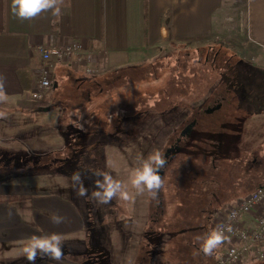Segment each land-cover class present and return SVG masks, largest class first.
<instances>
[{
    "label": "rangeland",
    "instance_id": "rangeland-1",
    "mask_svg": "<svg viewBox=\"0 0 264 264\" xmlns=\"http://www.w3.org/2000/svg\"><path fill=\"white\" fill-rule=\"evenodd\" d=\"M224 24V29H220L216 37L206 41L165 44L163 52L153 55L147 67L128 70L125 78L113 79L108 84V77L66 69V84L61 83L56 88L54 103L57 106L70 105V115L57 111L46 115L45 111H40L36 118L39 128L45 129V123H51L48 134L58 139L59 151L47 158L51 166H40L37 170L44 171L33 175L25 172L3 176L7 181L23 180L33 189L64 193L82 213L85 231L63 238V259L57 262L38 257L35 264H208L209 261H218L226 244L223 243L212 257L203 253L194 255V250L199 247L195 237L216 228L217 215L228 202L264 186V59L260 60L257 57L259 50L248 43L242 18L232 16ZM198 45H206L202 53H207L208 48L212 55L219 49L214 69H211V64H207L206 68L194 63V59H198L199 63L202 61L197 57V49L202 50ZM187 53L190 55L187 56ZM207 58L203 57V61ZM228 64L234 66V73L231 69L228 71L230 75L223 71ZM172 67H175L174 70ZM60 73L56 70V77L61 82ZM214 77L219 78L218 93L221 96L217 98H224L223 108L213 113H200L205 128L195 129L186 143L194 151H197V146H203L214 167L215 157L218 158L216 165L222 168V174L216 180L222 186L215 188L217 203L206 205L202 216L195 218L196 224L193 225L202 229L178 233L180 227L182 230L187 226L190 229L185 213L194 212L182 207L188 201H183L185 182L189 181L192 185L201 183L204 189L211 188L210 180L203 184L204 176L212 171L211 168L183 175L179 174V168H167L156 200L151 199L147 192L135 194L129 176L139 165V158L146 159L157 150L164 154L193 118L191 115L186 122V115L177 114L179 109L184 105L190 106L194 99H198L205 84L211 88ZM234 81L238 87H234ZM103 82L106 85L101 89L98 85ZM163 86L169 87L170 98ZM214 99L209 96L198 100L195 109ZM89 101L92 103L90 107L78 110L81 115L77 120L75 107L78 108L80 102ZM88 112L97 116L88 121ZM209 122L217 123L213 126H217V130L208 129ZM57 123L62 125L64 137ZM83 132L87 134L78 135ZM25 141L29 145V140ZM33 143L32 137V147ZM38 143L43 144V141ZM42 150L45 148L42 147ZM237 155L242 156L237 159ZM24 159L34 160L35 157L29 154ZM86 168L110 172L115 179L125 183L131 199L115 198L109 204H98L95 200L78 197L71 187V175L76 170L85 176L84 184L89 192L94 190L96 177L86 172ZM219 193H225L224 197ZM166 200L171 204L169 212L163 209ZM182 209L184 212H180ZM18 249L15 246L12 253L4 251L0 264H26L21 259L20 262L11 261L12 258L4 259L18 255ZM254 263L249 260L243 264Z\"/></svg>",
    "mask_w": 264,
    "mask_h": 264
},
{
    "label": "crops",
    "instance_id": "crops-1",
    "mask_svg": "<svg viewBox=\"0 0 264 264\" xmlns=\"http://www.w3.org/2000/svg\"><path fill=\"white\" fill-rule=\"evenodd\" d=\"M59 6V15L47 11L35 19L20 20L12 13L11 0H0V77L7 97L0 102V112L5 113L0 117V259L4 251L12 253L18 246V255L4 259L26 264L29 262L21 257L30 237L59 233L64 238L85 231L80 209L64 193L33 189L23 180L7 181L3 177L25 172L33 175L44 171L38 167L51 166L47 158L60 146L58 139L48 134L51 123H45V129L37 126V114L57 111L70 115V105H55L56 88L66 84L68 68L89 73L85 65L75 66L73 60L54 62L53 88L41 100H34L33 70L41 61V46L81 43L92 54L87 65L91 74L108 77V84L125 78L128 70L147 67L153 55L163 52L165 44L216 37L233 16L243 19L248 43L259 50L257 57L264 59V0H62ZM56 70L61 72V82ZM105 85L98 86L102 89ZM91 104L80 102L75 118L79 120L78 110ZM88 116L90 121L97 115L88 112ZM57 126L64 137L62 125ZM29 154L35 159H24ZM36 157L44 162L39 163ZM51 213L65 217L64 222L54 224Z\"/></svg>",
    "mask_w": 264,
    "mask_h": 264
},
{
    "label": "clouds",
    "instance_id": "clouds-1",
    "mask_svg": "<svg viewBox=\"0 0 264 264\" xmlns=\"http://www.w3.org/2000/svg\"><path fill=\"white\" fill-rule=\"evenodd\" d=\"M61 2L62 0H11V10L18 19L31 20L47 11H52L53 15H59ZM6 99L3 91V78L0 77V102ZM4 115V112H0V117ZM166 164L167 160L159 150L150 154L146 159L139 158V165L133 169L129 176V183L131 188L135 190V194L140 195L147 192L151 199H158L163 187L160 171L164 169ZM85 171L96 177L94 190L89 192L84 184L85 176L80 170H76L71 175V187L78 197L95 200L98 204H109L115 198L124 201L131 199L125 183L115 179L110 172L90 168H86ZM235 215L232 213L229 220L233 219ZM50 220L54 224H60L64 222L65 217L51 213ZM232 230L231 224L217 225L216 228L207 233L196 236L195 241L199 247L194 250V255L203 253L205 256L212 257L227 239L225 232H232ZM63 247V237L59 233L34 235L24 245L23 254L29 264H35L38 256L59 262L64 256Z\"/></svg>",
    "mask_w": 264,
    "mask_h": 264
},
{
    "label": "built area",
    "instance_id": "built-area-1",
    "mask_svg": "<svg viewBox=\"0 0 264 264\" xmlns=\"http://www.w3.org/2000/svg\"><path fill=\"white\" fill-rule=\"evenodd\" d=\"M40 63L34 68L36 78L32 91L34 100H41L53 88L55 75L52 70L54 62L73 60L75 66H87L92 54L81 43H73L62 47L41 46ZM232 213L235 217L229 220ZM231 224L232 232H225L226 246L221 251L217 264H243L249 260L264 261V186L228 202L217 215V225Z\"/></svg>",
    "mask_w": 264,
    "mask_h": 264
},
{
    "label": "trees",
    "instance_id": "trees-1",
    "mask_svg": "<svg viewBox=\"0 0 264 264\" xmlns=\"http://www.w3.org/2000/svg\"><path fill=\"white\" fill-rule=\"evenodd\" d=\"M197 40L204 41L205 39L204 38H198L196 40H191V41H197ZM203 44L207 45V43H203ZM206 45H202V46L198 45L199 47H202V50L197 49L198 50L197 51V53H198L197 57H199L202 60L200 62L204 63V64L199 63L197 61L198 59H194V61H195L194 63L196 65H198V64L204 65L206 68H207V66H206L207 64H209V65L211 64V69H212V67L214 69L215 63L218 60L217 57L220 54V52H219V49L217 48L215 50V52L213 53L214 55H212V54H209V51H208V48H207V53H202V51L206 50ZM179 55H181V54H179ZM186 55L189 56L190 53H187ZM206 56H208L207 60L203 61V57H206ZM180 59H182V58H180ZM174 68L175 67H172L171 69L174 70ZM230 69H231V72L234 73V66L230 65V64H228L227 67L223 69V71L226 70V73H228V75H230L229 72H228ZM170 77H171V75L169 74V78ZM176 77H178V76H176ZM193 77H196V75H194ZM29 78H30V75H29ZM198 78H200L202 82L203 81L205 82V79H202V77H198ZM209 85H210V83H209ZM233 85H234V87H238L236 85L235 81L233 82ZM163 87H164V92H165L166 96L170 98L169 90H168L169 87L168 88H166L165 86H163ZM203 87H206V88H203ZM203 87H202L201 90H203V89L204 90L199 95V98L198 99H194L193 102L190 104V106H187V105L181 106L180 105L181 108L179 109L177 114L186 115L187 120H188V118L195 113V110H196L195 108L197 107L198 100H200V99H202L204 97L208 98L209 96H213V98H217V97L221 96L218 93V92H220V90H219L220 84H219V78L218 77H214L213 78V81L211 82V88L207 84H205ZM192 91L193 92L195 91L196 93H198L197 90L193 89ZM200 109H201V106H198L197 110H200ZM185 120H186V118H185ZM197 138H198V136H197ZM200 138H202V133L200 135ZM200 149H202L201 152L199 151ZM196 150L197 151H194L190 146L185 147V149L182 151V155H184V156H182V158H178V159L176 158L177 160L175 159V161L172 162L173 164H170L169 169L179 168L180 169L179 174L183 175V174H188L189 172H192L193 170H195L197 172L198 169H201V170L202 169H207V168L209 169V167H210L212 171L209 170V173L207 175L205 174V176H204L205 182H203V184L207 183L208 180H210L211 181L210 182L211 183L210 186H211L212 189L211 188L204 189L202 187L201 183L192 185L193 183L191 184V183H189V181L185 182L187 187L185 186L184 191H183V193L185 192L184 193L185 197L183 198V201L185 199H187L188 201H187V203H183L182 207L185 210L186 209L194 210V212H186L185 213V220L187 219L186 223L188 221H190V224H191L190 225V229H188V226L185 227V230H182L181 227H180V229L179 228L177 229L178 233H184L187 230L202 229V227L197 228V227H195L193 225V224H196L195 223V221H196L195 218L199 217V216H202L203 211L206 208V205H208V204L215 205V203H217L216 200L218 198V195H217V193L215 191V188L222 186L221 182L217 181L218 179L216 178V177L219 176V174H222V168L219 169L218 166L216 165L217 164L216 160L218 158L215 157L216 160L214 161V164H215V167H214L211 164L210 159L206 155L205 148L203 146H197ZM241 156L242 155H237V156H235V158L239 159V158H241ZM36 160L39 163L40 162H44L43 158H41V157H36ZM179 160H181V163H178ZM191 164H192V166H190ZM235 174L236 173H234L233 175H235ZM223 175H225V177H226L225 173ZM224 194L225 193H219V196L224 197ZM169 203H170L169 201H167L166 204L164 203V208H163L164 210H166L168 212L170 211V207H171V204H169ZM162 206H163V204H162ZM153 210H154V208H153ZM180 212H184V210L182 209ZM181 216H183V215H181ZM177 217H179V216H177ZM172 244H173V242H172ZM169 249L170 248H167L168 251H170Z\"/></svg>",
    "mask_w": 264,
    "mask_h": 264
},
{
    "label": "flooded vegetation",
    "instance_id": "flooded-vegetation-1",
    "mask_svg": "<svg viewBox=\"0 0 264 264\" xmlns=\"http://www.w3.org/2000/svg\"><path fill=\"white\" fill-rule=\"evenodd\" d=\"M223 97L221 98V100L220 99H218V98H215L212 102H207L206 103V105H204L203 107H201V109L200 110H196V112L193 114V118L189 121V120H187L186 122H188V124L187 125H189L190 123H194V126H193V130H192V132L189 134V135H185V136H181V132L182 131H180L179 132V136L176 138V140L173 142V143H171L170 144V146H168V148H171V147H175L177 144H179L180 145V147H181V150H180V152H177L175 155H173V151H171V154L169 155V157H165L166 158V160H167V164H166V166L164 167V171L167 169V168H169L170 167V164H173L172 162H174L175 161V159L176 158H182V151L185 149V147H187V146H190V145H188L187 143H186V141L192 136V133H193V131L195 130V129H197V128H200V130L202 129V128H205V126H203V124H204V121H203V119H201V116H200V113H202V112H206V113H213L214 111H216V110H220V109H222L223 108ZM218 105H220L219 107H218ZM197 114V115H196ZM206 124V123H205ZM186 125V126H187ZM215 125H217V123H214V122H209V127L210 128H208V127H206V128H208V129H212V130H217V126H216V128H213V126H215ZM185 126V127H186ZM184 127V128H185ZM212 127V128H211ZM183 128V129H184ZM181 129H182V127H181ZM180 129V130H181ZM182 129V130H183ZM179 138H180V141H179V143H178V140H179ZM186 143V144H185ZM167 148V149H168ZM166 149V150H167ZM166 150H165V152H166ZM165 152H164V156H165ZM161 203V202H160ZM208 264H217V262L215 263H211L210 261L208 262ZM254 264H264V261H255V263Z\"/></svg>",
    "mask_w": 264,
    "mask_h": 264
},
{
    "label": "water",
    "instance_id": "water-1",
    "mask_svg": "<svg viewBox=\"0 0 264 264\" xmlns=\"http://www.w3.org/2000/svg\"><path fill=\"white\" fill-rule=\"evenodd\" d=\"M219 106H220V105H218V107H219ZM193 126H194V123H190L189 125H187V126L182 130V132H181V136L189 135V134L192 132V130H193ZM179 141H180V138H179V140H178V143H179ZM180 150H181V147H180L179 144H177L175 147L168 148V149L166 150V152H165V157H169V155L171 154V151H173V155H175L177 152H180ZM164 172H165L164 169H162V170L160 171V175L162 176V178H163Z\"/></svg>",
    "mask_w": 264,
    "mask_h": 264
}]
</instances>
